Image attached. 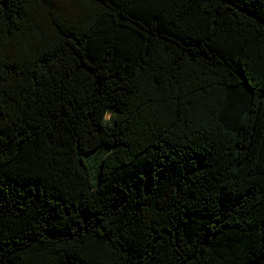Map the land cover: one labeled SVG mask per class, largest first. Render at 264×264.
I'll return each mask as SVG.
<instances>
[{"label": "trees", "instance_id": "16d2710c", "mask_svg": "<svg viewBox=\"0 0 264 264\" xmlns=\"http://www.w3.org/2000/svg\"><path fill=\"white\" fill-rule=\"evenodd\" d=\"M0 264H264V0H0Z\"/></svg>", "mask_w": 264, "mask_h": 264}]
</instances>
